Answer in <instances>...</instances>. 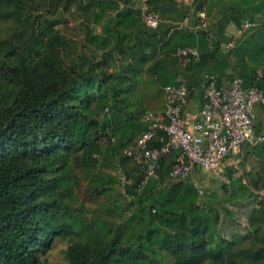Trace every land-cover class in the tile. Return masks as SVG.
I'll return each mask as SVG.
<instances>
[{"label": "trees", "instance_id": "trees-1", "mask_svg": "<svg viewBox=\"0 0 264 264\" xmlns=\"http://www.w3.org/2000/svg\"><path fill=\"white\" fill-rule=\"evenodd\" d=\"M254 1L0 0V23L12 26L0 38V264H48L40 254L64 238L62 264H264V238L251 235L235 248L215 232L217 214L199 208L193 185L169 178L173 154L160 160L158 179L140 189V173L121 155L146 129L128 99L137 72L150 63L159 89L174 84L177 48L199 53L198 63L183 68L185 78L204 72L261 88L264 79L254 82V67L243 61L254 55L255 40L223 49L232 40L228 25L237 30L243 20L256 21L255 11L243 8ZM201 9L214 13L213 39L209 29L173 28ZM142 13L161 21L149 29ZM70 23L77 40L62 32ZM250 146L264 172V140ZM102 166L120 167L130 184L114 176L119 188L107 185ZM76 177L100 207L89 219L82 204L75 207ZM247 212L249 225L261 220L260 207Z\"/></svg>", "mask_w": 264, "mask_h": 264}, {"label": "built area", "instance_id": "built-area-1", "mask_svg": "<svg viewBox=\"0 0 264 264\" xmlns=\"http://www.w3.org/2000/svg\"><path fill=\"white\" fill-rule=\"evenodd\" d=\"M144 2L145 0H139ZM188 4L191 0H175ZM145 27L154 29L161 21L157 13L141 15ZM257 23L243 20L235 32L238 37L247 30L255 29ZM173 28L205 31L204 10L195 17L186 16L177 21ZM231 41L225 44V49ZM172 56L181 67L196 64L199 53L195 47L177 48ZM254 82L264 79V65L254 70ZM188 80L178 76L174 84L165 85L162 91V111H144L139 122L146 129L130 144L124 146L121 155L127 158L140 173L137 187L140 189L149 180L158 179L161 159L173 154L169 178L183 181L193 167L219 176L226 167H234L238 151L247 145L264 140V129L254 135V107L263 99L262 89L257 85L244 86L234 77L219 81L215 75L206 74L199 95V107L195 112L186 111L188 102ZM114 175L121 186H128L130 180L120 167Z\"/></svg>", "mask_w": 264, "mask_h": 264}, {"label": "rangeland", "instance_id": "rangeland-1", "mask_svg": "<svg viewBox=\"0 0 264 264\" xmlns=\"http://www.w3.org/2000/svg\"><path fill=\"white\" fill-rule=\"evenodd\" d=\"M210 13L212 19L214 13ZM71 27H74V23L68 24L62 32L65 36L77 40L76 32ZM11 28L12 26L8 22L0 23V38H4ZM253 30H247L246 32L252 33ZM96 31L99 33L98 28ZM188 31L193 33V31ZM244 34L245 32L242 33V35ZM236 41L239 43L240 39L235 38L234 43L227 47V52L232 49ZM149 65L150 63L142 66L141 70L137 72L138 81L134 83L135 89L128 96L131 110L134 111L135 108H139L141 114L144 111L158 112L162 106V91L155 83L151 73L147 72L146 69ZM124 77H126L125 83L131 84L130 75L125 74ZM256 109L258 108H254L255 126L258 129V125L261 126L262 120L256 116ZM251 147L250 145L243 146L235 157L238 163L233 168H224L219 176L203 169L197 171L192 169L186 179L197 191V205L199 208L208 215L211 214L210 211L217 214L218 226H216L215 232L217 230L222 238L235 241V248L247 246L248 241L252 239L251 235L256 238H264V172H262L259 161L250 150ZM227 169L230 170L229 176L227 175ZM99 171H101L102 178H104L107 185L119 188L117 183L113 181L114 169L102 166ZM75 180L78 183L74 191L76 197L75 207L82 204V210L85 212L83 216L89 219L90 210L98 214L100 207L95 201H92L93 199L84 195L86 194L84 193L86 189L85 181L77 177ZM252 182L256 184V187H252ZM104 199L105 196H101L96 200L104 201ZM258 205H260L258 215L261 220L253 221L249 225L248 216L250 212L247 211L251 206L252 209H258ZM226 211L229 212V216ZM253 225L257 227L255 232L252 229ZM67 240L68 238L54 239L48 249L40 254V259L48 264H62L65 261L64 250L67 247Z\"/></svg>", "mask_w": 264, "mask_h": 264}, {"label": "crops", "instance_id": "crops-1", "mask_svg": "<svg viewBox=\"0 0 264 264\" xmlns=\"http://www.w3.org/2000/svg\"><path fill=\"white\" fill-rule=\"evenodd\" d=\"M243 8H249V10L255 11L254 16H255L256 21L254 22L257 23V27L255 28V32H252L254 33V39L249 38L250 35H252V33H247L245 31L244 35L241 34L240 36H238V38L240 39L239 43H243L244 41L252 42L253 40H255L256 50H255L254 55L250 58V60L249 58H247L246 55H244L243 61H245V63H247L251 68L254 67L253 69H256L264 65V0H255L254 2L250 3L249 6H245ZM204 15H205V20H206V28L209 29L210 31L209 39H213L214 35L210 27L211 25H213V23H215L216 19L214 17L211 19V17L208 16V20H209L208 21L209 23H208L205 12H204ZM235 32L236 30L234 29L232 25H228L225 29V35L232 37L231 43H234L235 38H237L235 36ZM225 44L223 45V49L224 51L227 52V48L225 49ZM178 67L181 71L177 72L175 80L178 76H182L183 74L182 73L183 67L181 66H178ZM225 71L227 72V70ZM186 73H189V72H186ZM205 75L206 73L204 72L191 71V73H189V77L186 78L190 81V84H191L190 92H189L190 96H188V102H187V107H186V111L188 113L195 112L199 107V95H200L202 85L204 84ZM261 89L263 92V99L260 103L256 104L255 107L258 108L256 109V116L258 117V119L260 118V120H262V124L261 126L258 125V128H261L260 130H263L264 129V80L261 82ZM161 111H162V106L158 112H154V113H161Z\"/></svg>", "mask_w": 264, "mask_h": 264}]
</instances>
